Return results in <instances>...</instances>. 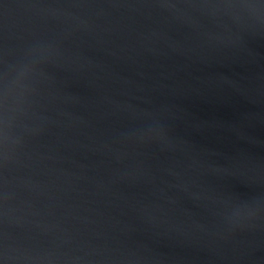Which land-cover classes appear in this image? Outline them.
<instances>
[{
	"label": "water",
	"instance_id": "water-1",
	"mask_svg": "<svg viewBox=\"0 0 264 264\" xmlns=\"http://www.w3.org/2000/svg\"><path fill=\"white\" fill-rule=\"evenodd\" d=\"M0 264H264V0H0Z\"/></svg>",
	"mask_w": 264,
	"mask_h": 264
}]
</instances>
